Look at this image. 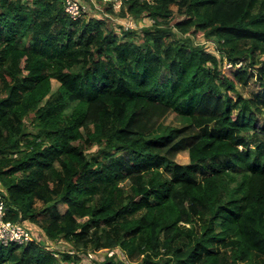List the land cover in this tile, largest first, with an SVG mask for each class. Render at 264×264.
Returning <instances> with one entry per match:
<instances>
[{
  "label": "trees",
  "instance_id": "trees-1",
  "mask_svg": "<svg viewBox=\"0 0 264 264\" xmlns=\"http://www.w3.org/2000/svg\"><path fill=\"white\" fill-rule=\"evenodd\" d=\"M123 3L153 19L141 42L66 0H0V192L42 232L0 264H264V0Z\"/></svg>",
  "mask_w": 264,
  "mask_h": 264
},
{
  "label": "rangeland",
  "instance_id": "rangeland-1",
  "mask_svg": "<svg viewBox=\"0 0 264 264\" xmlns=\"http://www.w3.org/2000/svg\"><path fill=\"white\" fill-rule=\"evenodd\" d=\"M86 1V3H84L85 8H86V12H85V17L86 18H101V17H106L107 18V22L109 23V25L111 26V28H114L119 35H121L123 30H120L121 27L124 29V31H137V38H135L138 42L142 41V34H143V29L146 28L147 26H149L150 24L153 23V19L147 17V16H143V17H133L131 15H127L128 17H119L122 21H118V19L114 16L111 15L107 9L112 7L111 6V2L107 1V0H84ZM118 1V0H115ZM125 0H120V2H124ZM82 2V1H81ZM119 3V2H117ZM124 3H122V7H124ZM126 8V7H124ZM176 9V8H175ZM119 13V12H118ZM117 13V14H118ZM126 23H134V27L127 29L126 28ZM195 41L199 44L205 45L207 47V49L215 54H219L218 53V47H217V41H208L205 39V37L202 34H198V36L195 37ZM230 62L224 60L223 66H222V70L224 72V74L231 76V69L233 67H230L229 65ZM59 86V82L57 80H53V88L54 90H56ZM238 89L239 91L245 96V97H250L253 96L254 94L258 93L259 91H262L263 88L260 84L259 80L256 79H252L251 81H249L247 84H239L238 85ZM165 123L163 124V127L157 132V133H163L164 129L166 128V126L168 125H172V126H183L185 125V120L181 119L180 117H178L177 114L172 113L171 115L167 116V118L164 120ZM89 152H93L95 151L94 148L89 149ZM178 161L181 163H187L189 161V156L187 152H182L178 158ZM59 209L61 212H65L66 211V207L63 204L58 205ZM39 229V228H37ZM30 230L32 234H41L42 232L40 230ZM54 247L56 249H59L60 251L63 250H68L70 248L69 244L66 243L64 240L60 241V242H56L53 243L52 241L48 240L46 243V247L51 248ZM106 253V252H105ZM85 261L89 262L88 264H92L90 257L85 256L84 257Z\"/></svg>",
  "mask_w": 264,
  "mask_h": 264
},
{
  "label": "built area",
  "instance_id": "built-area-1",
  "mask_svg": "<svg viewBox=\"0 0 264 264\" xmlns=\"http://www.w3.org/2000/svg\"><path fill=\"white\" fill-rule=\"evenodd\" d=\"M111 2L112 8L118 12L122 8L120 0H107ZM147 1V0H141ZM152 1V0H148ZM119 2V3H117ZM66 11L73 17L78 18L83 12H86L85 5L81 0H66ZM119 21H122L121 19ZM134 23H126V28L134 27ZM231 66V64H229ZM33 234L21 222H15L8 218V207L4 195L0 192V244L8 246L12 243L26 244L33 240Z\"/></svg>",
  "mask_w": 264,
  "mask_h": 264
},
{
  "label": "clouds",
  "instance_id": "clouds-1",
  "mask_svg": "<svg viewBox=\"0 0 264 264\" xmlns=\"http://www.w3.org/2000/svg\"><path fill=\"white\" fill-rule=\"evenodd\" d=\"M1 183V182H0Z\"/></svg>",
  "mask_w": 264,
  "mask_h": 264
}]
</instances>
